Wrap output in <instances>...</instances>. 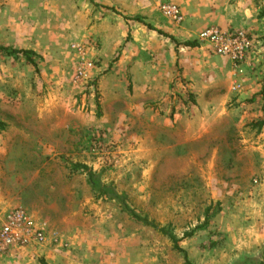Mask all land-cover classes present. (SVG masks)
<instances>
[{"label": "rangeland", "instance_id": "obj_1", "mask_svg": "<svg viewBox=\"0 0 264 264\" xmlns=\"http://www.w3.org/2000/svg\"><path fill=\"white\" fill-rule=\"evenodd\" d=\"M211 26L249 35L241 66L196 42ZM0 48L37 64L0 53V221L46 232L0 264H184L73 166L191 264L264 260V0H0Z\"/></svg>", "mask_w": 264, "mask_h": 264}, {"label": "built area", "instance_id": "obj_2", "mask_svg": "<svg viewBox=\"0 0 264 264\" xmlns=\"http://www.w3.org/2000/svg\"><path fill=\"white\" fill-rule=\"evenodd\" d=\"M161 11L167 19L179 24L182 21L177 8L163 5ZM196 42L206 44L211 55L222 57L238 68L253 50V42L249 35L241 30H222L218 27H208L201 30ZM46 232L40 226L29 223L25 211L15 208L5 213L0 221V256L15 249H25L40 246L45 242Z\"/></svg>", "mask_w": 264, "mask_h": 264}, {"label": "trees", "instance_id": "obj_3", "mask_svg": "<svg viewBox=\"0 0 264 264\" xmlns=\"http://www.w3.org/2000/svg\"><path fill=\"white\" fill-rule=\"evenodd\" d=\"M147 29L153 31V28L149 25L146 26ZM185 47L188 48H194L196 46L195 43H185ZM0 53L4 54L5 56H15V57H21L22 59L25 60L26 63L32 65L35 69H37V64L34 60L35 54L30 51H23V50H7L4 48H0ZM262 94H264V91H262ZM264 121L261 122L260 125H263ZM2 125H0L1 129ZM73 169L81 170L82 172L86 173V183L87 185L91 188V190L96 193L99 197H107L110 200H115L122 208V211L125 212L130 219L135 221L136 223L148 227L159 234L166 236L170 242L173 245V248L175 251L178 253L183 254V259H184V264H191L189 260L187 259V256L185 252L179 247V241L175 238V236L172 234L170 229L168 227H159L156 225L154 222L149 221L146 217H141L139 214H137L134 210H132L129 206H127L124 202V199L121 196H118L113 189H111L109 186H106L102 184L98 177L93 174L91 171L88 170L87 167L85 166H73ZM218 211H214L211 215H207L204 223L201 226H198L196 230H204L207 225L209 224L210 220L213 218V216L217 213ZM194 231V230H193ZM193 236V232H190L188 234L184 235V238H190ZM41 264H46L45 262H42ZM243 264V263H241ZM259 264H264V260L259 263Z\"/></svg>", "mask_w": 264, "mask_h": 264}]
</instances>
